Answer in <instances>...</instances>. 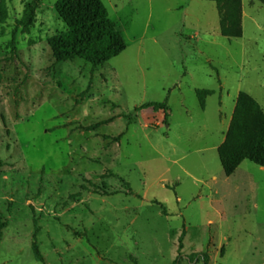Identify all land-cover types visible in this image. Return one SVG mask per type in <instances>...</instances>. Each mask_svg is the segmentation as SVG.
Returning <instances> with one entry per match:
<instances>
[{
	"label": "rangeland",
	"instance_id": "obj_1",
	"mask_svg": "<svg viewBox=\"0 0 264 264\" xmlns=\"http://www.w3.org/2000/svg\"><path fill=\"white\" fill-rule=\"evenodd\" d=\"M32 1L0 0V264H264V167L218 152L240 93L264 112V3L227 38L216 1L102 0L127 48L93 65L55 62L59 0L13 48Z\"/></svg>",
	"mask_w": 264,
	"mask_h": 264
},
{
	"label": "trees",
	"instance_id": "obj_2",
	"mask_svg": "<svg viewBox=\"0 0 264 264\" xmlns=\"http://www.w3.org/2000/svg\"><path fill=\"white\" fill-rule=\"evenodd\" d=\"M40 0L27 3L24 14L17 20L10 44L16 48L15 38L20 27L29 29L35 18ZM216 1L221 17V33L227 38L240 35L241 10L239 0ZM264 3V0H260ZM57 12L66 22L68 30L52 41L55 62L60 63L83 58L93 65L107 62L121 54L127 44L116 23L102 0H59ZM197 93L206 98L214 93L211 89H198ZM153 106L156 110L166 109V103ZM221 164L227 176L249 160L264 167V112L259 103L249 94L242 92L236 104L230 128L224 142L218 148ZM4 163L0 160V169ZM7 223L0 221V240ZM37 229L35 230V237ZM34 251L43 260L39 246L35 242Z\"/></svg>",
	"mask_w": 264,
	"mask_h": 264
},
{
	"label": "crops",
	"instance_id": "obj_3",
	"mask_svg": "<svg viewBox=\"0 0 264 264\" xmlns=\"http://www.w3.org/2000/svg\"><path fill=\"white\" fill-rule=\"evenodd\" d=\"M220 88H221V86H220ZM225 138H226V136H225ZM225 138H224V140H225ZM224 140H223V142H224ZM223 142H222V143H223Z\"/></svg>",
	"mask_w": 264,
	"mask_h": 264
}]
</instances>
